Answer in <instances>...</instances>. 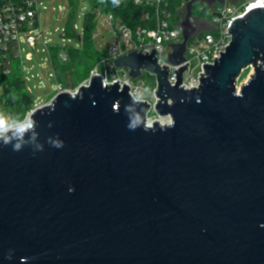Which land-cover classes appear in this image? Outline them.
<instances>
[{"label":"water","instance_id":"95a60500","mask_svg":"<svg viewBox=\"0 0 264 264\" xmlns=\"http://www.w3.org/2000/svg\"><path fill=\"white\" fill-rule=\"evenodd\" d=\"M224 2H185L169 63L215 29L195 3ZM227 31L197 88L180 87L188 62L171 85L155 48L115 59L132 79L156 78L154 107L169 124H148L147 102L95 74L0 137V264H264V7Z\"/></svg>","mask_w":264,"mask_h":264},{"label":"built area","instance_id":"2783aa9c","mask_svg":"<svg viewBox=\"0 0 264 264\" xmlns=\"http://www.w3.org/2000/svg\"><path fill=\"white\" fill-rule=\"evenodd\" d=\"M187 1L183 0L181 3L182 8H184V4ZM135 3L149 8L142 16L146 24L131 27L124 22L116 21L112 14H108L106 22L112 28L116 43L108 50V56L98 61L89 76L83 79L79 85L65 88L60 82H57L54 85L53 95L57 92L68 91L70 96L76 97L79 87L81 85L88 86L91 82L90 78L98 74L103 80L104 87L118 81L122 88L125 83L129 86V94L135 101L147 102L150 105V109L146 114L147 122L160 118H170L160 116L154 107L157 101L155 92L157 88L156 78L155 86L150 91L151 98L136 99L143 90L142 85L134 82L135 79L128 75L127 68H118L115 65V59L135 50H141L143 54H146V52L151 54L152 48H155L157 49L155 51L157 63L161 67H163V64L170 67L168 77L171 85H175L177 81L174 70H178V68L188 62L186 70L182 73L183 81L180 87L186 89L197 88L200 84L199 73L205 75L203 65L214 64L213 58H218L221 56L220 52H225L226 46L231 40V34L227 31L231 23L237 17H241L251 11L252 8L264 7V0H225L222 5L217 3L213 8H210V19L208 18L215 25V29L202 32L191 38L186 45L184 63L174 65L168 62V56L172 52L170 44L180 43L182 34L177 27L178 22L176 24L171 23V18L174 16L169 10L168 0H135ZM42 5L41 0H0V72L9 74L11 71L8 53L13 42L20 44L25 41L32 49L36 48L38 41L45 44L39 11V7ZM59 10L62 11V8L60 7ZM73 27L76 30L74 25ZM48 50L49 46H46L47 54L49 53ZM58 53L61 61H66L69 58L66 49L63 50L61 48ZM18 54L19 51L17 52ZM26 55L27 60H32L33 55L30 52L26 53ZM49 59L51 61L50 54ZM53 76L55 77L54 71ZM53 95L45 104L51 103ZM31 111L27 112L22 121L11 122L7 129L5 127L0 128V137L11 129H19L22 125L30 127Z\"/></svg>","mask_w":264,"mask_h":264},{"label":"rangeland","instance_id":"374dc122","mask_svg":"<svg viewBox=\"0 0 264 264\" xmlns=\"http://www.w3.org/2000/svg\"><path fill=\"white\" fill-rule=\"evenodd\" d=\"M42 6L39 7L40 11V21L43 26L44 41L37 42L35 49H32L29 44L25 41L22 43L13 42L12 47H16L13 50L12 56V69L14 72H19L21 77L24 78V84H26V89L28 93V98L32 104H35L33 109L39 107V105L45 104L51 97L50 94L53 92L54 85H56L55 77L53 76V71L56 73L58 80L62 85L67 87H74V74L77 70L76 76H79L85 70L84 66L79 67V59L74 58L73 62L70 63L69 58L61 63L66 66H60L58 69L52 67V63L49 59V53L47 54L46 46L49 47H60L63 50L67 48H80V42L75 38H68L63 36L64 30L66 28V21L70 16L71 10L68 6L69 0H41ZM46 6V8H44ZM62 8V11L59 8ZM209 7V6H208ZM92 12L90 8V0H80L78 7L73 15L72 24L76 27V34L82 35L84 29V19L86 14ZM185 10L179 12L181 15L179 21L184 16ZM94 15L96 19V27L93 30L91 38H93V45L98 51H108L111 46H114L115 37L111 26L106 22L107 15L100 8L94 10ZM210 19V17H208ZM178 20L175 17L171 18V23L176 24ZM179 23V22H178ZM19 51V54L16 53ZM30 52L33 57L32 60L26 59V53ZM49 52V51H48ZM62 68V69H61ZM92 65H89L87 69L91 70ZM241 75L236 79L235 85L236 89L240 91L242 84L246 83L253 75V66L244 68ZM89 76V75H88ZM151 76L147 72L143 73L137 80L136 83H140L143 87L142 92L139 94L140 98H151ZM6 99H3V88L0 79V118L7 122L10 126V117L14 119V116H10V113L6 110ZM152 119V118H151ZM167 119V118H165ZM157 121H163V118L156 119ZM155 121V120H150ZM162 123V122H161ZM170 118H168L167 123L169 124ZM6 126L5 128L7 129Z\"/></svg>","mask_w":264,"mask_h":264},{"label":"trees","instance_id":"16d2710c","mask_svg":"<svg viewBox=\"0 0 264 264\" xmlns=\"http://www.w3.org/2000/svg\"><path fill=\"white\" fill-rule=\"evenodd\" d=\"M80 0H69L68 6L71 10L70 16L66 21V28L64 30V36L68 38H75L78 43L80 42V48H67V53L69 54L70 63L73 62L74 58L77 57L79 59V67L82 65L85 67L83 73L79 76H76L77 70L75 72L74 81L75 85H79L83 79L87 78L90 74L91 70L95 67V64L101 59L108 56L109 51H98L95 49L93 45V38H91L93 30L95 29L97 23L94 15V10L96 8H100L102 12L105 14H112L116 21L124 22L131 27H136L137 25H145L146 21L142 19V16L145 11H148L149 8L136 4L135 0H118V2H114V0H90V8L92 12L86 14L84 19V29L82 35L78 36L76 34V30H74L72 21L73 15L78 7ZM183 0H168L169 10L172 12L175 19L179 22L181 15L179 14L182 11L181 3ZM210 8L205 4L195 3L193 14L208 20L210 17ZM16 47H12L9 50L8 56L10 57V72L9 74H4L0 72L1 85L3 88V99H6V110L10 113V116H14L12 119L10 117L11 122L16 123L22 121L27 112L32 110L35 104L30 102L28 98V93L26 89V84H24V78L21 77L19 72H14L12 69V56L13 50ZM60 47L54 46L49 47V54L51 56V63L54 69H58L63 65L59 58ZM17 55V53H16ZM89 65H92L91 70L87 69ZM62 69V68H61ZM151 78V77H150ZM152 80V88L155 86V78H151ZM55 81L60 82L55 73ZM61 83V82H60ZM62 84V83H61ZM53 94H50V97Z\"/></svg>","mask_w":264,"mask_h":264},{"label":"clouds","instance_id":"9594fccd","mask_svg":"<svg viewBox=\"0 0 264 264\" xmlns=\"http://www.w3.org/2000/svg\"><path fill=\"white\" fill-rule=\"evenodd\" d=\"M114 2H118V0H114ZM136 99H140V97L137 96ZM6 126H9V125H7V122L4 121L2 118H0V128H4ZM130 127H132V126H130ZM5 145H7V142H5ZM52 145L56 148H62L63 147V143L59 140L52 142ZM13 149L16 151H19V150H21V145L15 144V145H13Z\"/></svg>","mask_w":264,"mask_h":264},{"label":"bare ground","instance_id":"6f19581e","mask_svg":"<svg viewBox=\"0 0 264 264\" xmlns=\"http://www.w3.org/2000/svg\"><path fill=\"white\" fill-rule=\"evenodd\" d=\"M155 121H157V120H155ZM155 121H148V122H149V124H153ZM160 122L167 123L168 122V118L167 119L163 118V121L161 120Z\"/></svg>","mask_w":264,"mask_h":264}]
</instances>
